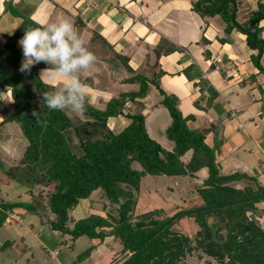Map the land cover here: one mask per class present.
Segmentation results:
<instances>
[{"label":"crops","instance_id":"crops-1","mask_svg":"<svg viewBox=\"0 0 264 264\" xmlns=\"http://www.w3.org/2000/svg\"><path fill=\"white\" fill-rule=\"evenodd\" d=\"M196 1L0 0V47L7 37L18 43L24 27L39 26L37 22H58L61 18L70 20L85 46L95 55L94 67L116 65L114 58H117L131 68L128 70L132 75L123 79L129 91L140 87L139 80L135 83L127 80L137 73L150 77L160 74L161 87L178 97L183 115L189 116L188 126L206 131V142L215 150L220 174L249 176L235 179L231 185L237 188L264 186V50L261 53L260 47L250 45L248 34L240 25L248 23L254 13L264 11V0H234L241 28L236 26L231 30L223 13L199 11ZM263 27L264 20H261L258 28L261 45H264ZM172 48L176 50L170 51ZM40 64L39 72L47 67ZM142 68L150 71L139 72ZM61 79L47 83L56 88ZM87 79L93 82L90 77ZM155 89L159 106L148 103L152 89L143 97L146 105L142 101L145 105L142 113L146 115L150 135L155 138V130L163 132L164 136L155 139L168 148L171 140L165 136V131L171 117L160 124L168 109L162 104L164 96ZM8 95H11L10 90L0 92V104L4 101L11 104L6 100ZM150 122L156 125L151 124L152 129ZM9 124L0 117V137L6 146L17 140ZM201 173L206 175V169ZM17 174L8 171L4 163L0 164V218H3L0 264H119L130 254L118 255L123 250L114 248L113 241L119 242L115 235L105 239H92L87 235L73 239L71 234L53 229L49 221L54 218L53 213L50 216L44 213L42 217L40 210L35 212L28 208L34 202L33 191L38 193L39 186L31 188L20 182L14 178ZM92 194L72 209L77 215L70 218L71 227L75 221L91 214L104 217L115 214L114 211H108L107 215L101 212L110 207L116 211L118 205L104 202L100 208L99 203L92 200ZM256 207L257 211L250 215L264 228V200L257 202ZM108 230L111 234L112 228ZM66 237H71L72 246L54 254L61 244L69 242ZM120 256L123 259L119 263L113 261Z\"/></svg>","mask_w":264,"mask_h":264},{"label":"trees","instance_id":"trees-1","mask_svg":"<svg viewBox=\"0 0 264 264\" xmlns=\"http://www.w3.org/2000/svg\"><path fill=\"white\" fill-rule=\"evenodd\" d=\"M212 2L197 0L195 7L211 14L223 13L228 29L235 28L232 3L224 4L222 0L216 6H209ZM198 3H201L199 8ZM261 20H264L263 10L240 25L259 36ZM247 38L249 42L252 40L250 35ZM173 50L176 49L170 51ZM21 55L17 40L7 37L0 47V92L10 90L13 100L4 122L19 123L29 141L24 161L27 168L22 174L16 172L14 178L31 188L39 186L38 193L33 191L30 210L37 212L48 205L55 215L49 219L52 228L71 234L73 239L83 235L92 239L117 236L124 245L123 255L130 253L119 264H180L194 251L208 258L211 264H264V228L250 215L257 211L256 203L264 200V186L237 188L230 183L249 176L220 174L215 150L206 142V131L188 126L189 116L183 115L178 97L161 87L160 74L150 77L137 73L127 80L131 83L139 80L138 90L121 92L104 109L87 103L83 113L88 118L75 123L66 110L52 111L46 107L41 96L55 87L39 76V64L30 74H22ZM150 82L162 93V104L169 110L171 122L165 133L173 142L172 148L150 135L142 112H125L128 101L147 95ZM33 110L40 113L43 123L35 121ZM124 114L130 123L119 132L111 129L109 119ZM74 135L81 154L74 150ZM204 169L206 175L201 173ZM198 173L203 179L197 188L203 204L181 209L172 216H163V208L136 214V193L144 176L198 178ZM100 187L118 205L115 214L108 217L91 214L71 227L70 210ZM186 218H194L200 225L195 237L174 228Z\"/></svg>","mask_w":264,"mask_h":264},{"label":"rangeland","instance_id":"rangeland-1","mask_svg":"<svg viewBox=\"0 0 264 264\" xmlns=\"http://www.w3.org/2000/svg\"><path fill=\"white\" fill-rule=\"evenodd\" d=\"M221 2L222 0H213L212 4H209V6H216L220 4ZM224 3H225V0H224ZM203 6L205 7V4H203ZM197 7H198V4H197ZM229 9H231V5L229 6ZM240 21H241V18L240 16H238L236 18V22L239 24ZM233 24H235L234 21H233ZM257 31L259 33V36H261V30H257ZM114 59L116 61V65L113 63H109L106 67L105 66H98V67L92 66L89 69L82 70L79 73L80 79L82 80L84 84L87 85L88 93H89L88 103L91 104L92 106H95L97 108H106L109 100H111L112 98L118 97L121 92L129 91L127 87L125 88L123 84V79L126 76L132 75V72L128 70L127 66L120 59H117V58H114ZM148 70H149L148 68H142L140 69L139 72L147 73L146 71ZM87 77H90L93 82L88 80ZM59 85L60 84L56 85V87H59ZM138 86H140V82L138 83ZM155 88L156 86L152 83L150 84V89L148 90L151 92L153 89V93L151 92L150 100L148 103L151 106L155 105L154 107H156V105L159 106L158 104L160 103V101L157 102L159 100V97L157 93L158 91H156ZM156 95H157V98H155ZM10 96L8 95L9 98L7 97L5 98H7L6 100H10V103H12V97ZM142 101L144 102L143 98L137 99L135 101H129L126 105L125 112H128V113L142 112L144 106L146 105V103L144 102L145 104L144 105ZM7 103H5L4 101L3 105L2 103L0 104V117L3 118V120L5 116H7V112H9V109L12 107L11 104H7ZM67 113L71 116V118L74 120L75 123H79L88 118V116H86L84 113L76 114L70 111H67ZM165 114L167 115H162L161 117L162 118L160 120L161 125H163L162 123H165L170 118L169 110L168 111L166 110ZM129 122H130V119L124 114V115L119 116L118 118H112L109 124V127L115 131H119V130H122V128H124ZM7 123H10L9 125L13 129V131L10 130V132L13 133L14 137H16L17 140L9 144L8 146H6L5 140L1 139L0 137V164L4 163L8 167V171L17 172L18 174H22L21 172L23 170H26L25 168H27V166H25L24 164V161H25V150H26V147L29 141L23 134L21 125L19 123L17 122H7ZM151 124L153 126L154 124L150 122V127L152 129ZM8 129L9 127L6 129V131H8ZM0 135L2 134L0 133ZM153 136H155V138H159V136L160 137L164 136V133L163 132L159 133L158 130H155V132H153ZM1 141H4V142H1ZM73 142H74L73 146H74L75 152L81 154L82 150L80 149L78 145V138L75 135L73 137ZM172 144L173 143L171 141L169 145H167L168 148H172ZM188 156H190V153L188 154ZM188 156H186L185 159H187ZM202 182H203V179L200 173H198V178L188 177V176L181 177V176H164V175L149 176L148 175L142 179L141 184H140V190L139 192L136 193V196L138 198L137 200H139L136 214L138 213L140 214L145 211L153 210V209L160 207V208H163L165 211V214L163 213V216H167V215L172 216L178 211H180L181 209H187V208L201 205L203 204L204 201L202 197L200 196L199 192L197 191V188L202 184ZM100 188L101 189H99L97 192H94L91 197L93 198L92 200L94 202L97 201L99 203L100 208H101L104 205V202L106 203L108 202L110 204L112 203V200H109V197H107V194L105 193V191L103 192L104 189L102 187ZM47 192L48 194H51L50 190ZM39 195L40 194H38V196ZM40 199L43 201V198L41 196H40ZM47 207L49 206L47 205ZM49 209H47L46 211L44 210L43 206L39 208L40 213L43 214L42 217L46 213H48L47 216H50L52 214L51 209L50 210ZM107 209H108L107 211H104L101 213L107 215L108 211L116 212L114 208L113 210H110L111 207ZM69 214H70L71 219H74V216L77 215L76 211L74 210L70 211ZM174 228L178 232H182V233L190 235L191 237H195L197 235L198 230L200 229V225L195 221L194 218H186V219H183L180 223H177L174 226ZM70 238H68L67 240H69ZM116 238L118 239L119 242L116 244L115 241H113V243L116 245L114 248L117 251L121 250V248L123 250L124 248L123 242L117 236L115 237V239ZM122 252L119 251L118 255H121V254L123 255ZM121 257L122 256H120V259L118 260L117 258L113 259V261H118L119 263L120 260L123 259ZM180 264H211V263L209 262L208 258H202L198 255L197 251H194L192 253L187 254V256L181 260ZM213 264H216V262H214Z\"/></svg>","mask_w":264,"mask_h":264},{"label":"clouds","instance_id":"clouds-1","mask_svg":"<svg viewBox=\"0 0 264 264\" xmlns=\"http://www.w3.org/2000/svg\"><path fill=\"white\" fill-rule=\"evenodd\" d=\"M37 23L39 26L24 27V34L18 40L22 49L19 71L27 75L35 65L46 64L39 72L45 82L62 78L59 87L42 94L46 107L52 111L82 114L86 111L89 93L79 73L92 67L96 57L70 20L61 18L58 22ZM32 116L38 124L43 123L38 111L33 110Z\"/></svg>","mask_w":264,"mask_h":264},{"label":"water","instance_id":"water-1","mask_svg":"<svg viewBox=\"0 0 264 264\" xmlns=\"http://www.w3.org/2000/svg\"><path fill=\"white\" fill-rule=\"evenodd\" d=\"M206 2H209L211 0H205ZM233 3L234 4V8H233V12H232V21L235 22L236 26L237 27H240V25L236 22V13H237V5L235 3L234 0H226L225 1V4L226 3ZM200 4L201 3H198V8L200 7ZM241 28V27H240ZM248 35L252 36V40L250 41V45L253 47V48H257V47H260V51L261 53L263 52L264 50V45L260 44V41L258 40V35L254 32H251V31H247V30H244ZM212 220V219H211Z\"/></svg>","mask_w":264,"mask_h":264},{"label":"built area","instance_id":"built-area-1","mask_svg":"<svg viewBox=\"0 0 264 264\" xmlns=\"http://www.w3.org/2000/svg\"><path fill=\"white\" fill-rule=\"evenodd\" d=\"M72 243H73L72 241H69V242H67V243H63V244H61V245L58 247V249L55 251L54 254L59 253V251L62 250V249H64V248H69V247H71V246H72Z\"/></svg>","mask_w":264,"mask_h":264}]
</instances>
